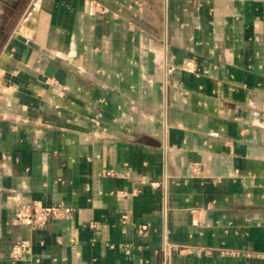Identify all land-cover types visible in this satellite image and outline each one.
I'll return each mask as SVG.
<instances>
[{
  "label": "crops",
  "instance_id": "obj_1",
  "mask_svg": "<svg viewBox=\"0 0 264 264\" xmlns=\"http://www.w3.org/2000/svg\"><path fill=\"white\" fill-rule=\"evenodd\" d=\"M0 264H264V0H0Z\"/></svg>",
  "mask_w": 264,
  "mask_h": 264
},
{
  "label": "built area",
  "instance_id": "obj_2",
  "mask_svg": "<svg viewBox=\"0 0 264 264\" xmlns=\"http://www.w3.org/2000/svg\"><path fill=\"white\" fill-rule=\"evenodd\" d=\"M189 64H185L188 68ZM71 210L59 205L36 209L33 206L26 205L18 208L14 217L17 223L35 228L43 227L52 220L66 218L69 216ZM28 250L25 242H18L13 244L11 248V256L14 259L22 258Z\"/></svg>",
  "mask_w": 264,
  "mask_h": 264
}]
</instances>
